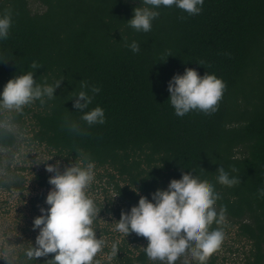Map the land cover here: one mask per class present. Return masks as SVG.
Wrapping results in <instances>:
<instances>
[{
  "label": "trees",
  "instance_id": "trees-1",
  "mask_svg": "<svg viewBox=\"0 0 264 264\" xmlns=\"http://www.w3.org/2000/svg\"><path fill=\"white\" fill-rule=\"evenodd\" d=\"M41 2L44 10L33 12L28 0H0V13L11 11L13 19L8 37L0 40V91L13 76L33 70V61L41 66L34 72L38 83L63 78L56 96L33 101L39 108L33 113L35 141L68 161L87 154L95 166L111 170L117 196L109 212L117 220L141 195L151 199L173 178L212 182L219 193L217 211L224 206L225 217L252 242L242 264H264V195L258 192L264 187V0H204L196 15L161 5L148 32L126 22L141 0ZM133 40L140 51L127 46ZM185 68L226 85L215 115L175 114L167 83ZM81 80L100 88L89 109L104 108L103 124L89 125L74 108L71 98ZM5 119L0 109V146L10 147L16 136L2 124ZM65 120L83 132L70 131ZM221 165L240 182L219 184ZM49 176L38 175L42 187L50 186ZM147 243L130 232L115 264H154L144 252ZM31 244L35 241L22 247L14 264H51L54 253L28 259Z\"/></svg>",
  "mask_w": 264,
  "mask_h": 264
},
{
  "label": "clouds",
  "instance_id": "clouds-1",
  "mask_svg": "<svg viewBox=\"0 0 264 264\" xmlns=\"http://www.w3.org/2000/svg\"><path fill=\"white\" fill-rule=\"evenodd\" d=\"M203 4L204 0H141L126 22L136 31L148 32L160 14L161 5H175L196 15L202 11ZM12 23L11 11L0 13V40L8 37ZM127 46L133 52L140 51V44L135 40ZM30 67L33 70L24 71L6 82L0 91V109L21 111L24 105L36 99L44 103L45 98L56 96L54 91L63 78L53 83H38L34 72L41 66L33 61ZM80 89L71 99L75 98L74 108L82 110L81 119L89 125L103 124L106 119L104 108L97 105L89 109L93 95L100 88L95 85L89 88L88 83L81 80ZM167 90L176 115L184 116L193 111L212 116L218 110L226 85L213 75L201 76L195 68H185L182 74L176 73L170 78ZM64 126L70 131L83 132L75 121L65 120ZM45 167L54 173L48 178L52 185L45 198L48 207H41V214L34 218L33 227L39 231L35 246L31 244L25 255L36 260L54 253L48 260L51 264H93L94 257L105 244L100 236L97 238V231L92 227L98 215L97 206L87 193L95 177V162L82 154L80 160L75 159L74 164L65 166L62 171L60 161L47 163ZM216 173L219 184L231 187L240 182V177L231 175L222 165ZM258 192L264 195V187ZM150 195L151 199L141 195L130 210L121 211L119 220H114L116 230L126 236L135 232L146 237L148 243L143 249L151 260L178 264L181 258L191 257L198 264H206L209 256L221 246L225 235L222 228L211 227L214 222L220 225L226 215L224 206L217 211L219 193L215 185L197 176L183 175L180 179H171L165 189L158 188ZM117 248L113 243V253L117 254Z\"/></svg>",
  "mask_w": 264,
  "mask_h": 264
},
{
  "label": "rangeland",
  "instance_id": "rangeland-1",
  "mask_svg": "<svg viewBox=\"0 0 264 264\" xmlns=\"http://www.w3.org/2000/svg\"><path fill=\"white\" fill-rule=\"evenodd\" d=\"M28 3L33 12H42L45 8L41 0H28ZM37 110L39 108L33 102L24 105L21 111L1 109L6 117L2 124L15 134L16 142L10 147L0 146V264H14L22 247L28 241H35L39 229L33 227V221L41 214V207H48L45 198L52 187H42L38 175L54 174L48 172L45 165L60 161L62 171L65 166L75 163L35 141L37 126L33 113ZM94 172V180L87 189L98 213L92 227L97 231V238L100 236L105 244L94 257L93 264L96 261L99 264H115L116 253H113L112 245L117 244L118 252L126 234L116 230L114 220L117 218L109 212L116 202L114 179L109 175L113 172L97 166ZM218 227L224 231V240L207 260L216 259L227 264L244 263L253 248L252 242L244 236L239 225L226 217ZM185 260L193 259L183 257L180 261ZM154 264L162 262L157 260Z\"/></svg>",
  "mask_w": 264,
  "mask_h": 264
}]
</instances>
